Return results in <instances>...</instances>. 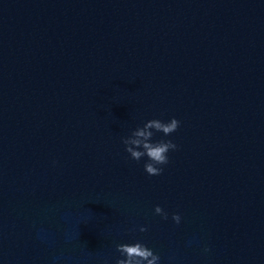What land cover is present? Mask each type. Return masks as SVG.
Wrapping results in <instances>:
<instances>
[{
  "label": "water",
  "instance_id": "1",
  "mask_svg": "<svg viewBox=\"0 0 264 264\" xmlns=\"http://www.w3.org/2000/svg\"><path fill=\"white\" fill-rule=\"evenodd\" d=\"M172 118L149 176L122 140ZM137 241L264 264V0H0V264H116Z\"/></svg>",
  "mask_w": 264,
  "mask_h": 264
},
{
  "label": "clouds",
  "instance_id": "2",
  "mask_svg": "<svg viewBox=\"0 0 264 264\" xmlns=\"http://www.w3.org/2000/svg\"><path fill=\"white\" fill-rule=\"evenodd\" d=\"M180 128V121L172 118L165 122L160 119H153L138 127L130 136L123 138L125 151L131 159L140 162L147 157V163L144 164V170L149 176H160L164 172V166L170 163L169 153L178 150V145L171 140L161 139L154 141L156 133H163L164 136H171ZM155 214L161 216L164 220L168 219V213L160 206H156ZM182 217L179 214H173L172 220L179 225ZM140 232L146 233L147 227H141ZM116 250L122 258L118 259L116 264H160L161 257L153 250L149 249L144 243L137 241L133 244H119ZM208 252L210 249L205 248Z\"/></svg>",
  "mask_w": 264,
  "mask_h": 264
}]
</instances>
